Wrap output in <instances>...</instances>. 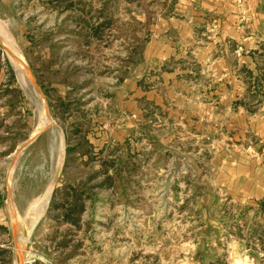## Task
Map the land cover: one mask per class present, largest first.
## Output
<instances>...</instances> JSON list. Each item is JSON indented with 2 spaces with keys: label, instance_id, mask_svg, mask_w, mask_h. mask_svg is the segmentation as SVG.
Listing matches in <instances>:
<instances>
[{
  "label": "rangeland",
  "instance_id": "374dc122",
  "mask_svg": "<svg viewBox=\"0 0 264 264\" xmlns=\"http://www.w3.org/2000/svg\"><path fill=\"white\" fill-rule=\"evenodd\" d=\"M172 1L0 0V264L15 221L25 264H264V49L262 85L230 56L169 78L144 51Z\"/></svg>",
  "mask_w": 264,
  "mask_h": 264
},
{
  "label": "crops",
  "instance_id": "0c3cea01",
  "mask_svg": "<svg viewBox=\"0 0 264 264\" xmlns=\"http://www.w3.org/2000/svg\"><path fill=\"white\" fill-rule=\"evenodd\" d=\"M168 11L156 10L145 42L144 53L152 69L171 74L170 78L178 76L175 69L164 67L170 60L188 58L200 64L216 58L217 63L227 65L230 56L237 77L247 68L253 80L256 77L262 85L260 76L264 74L256 72V56L264 49V0H243L240 4L235 0H173ZM253 92L264 93V87L258 86ZM250 175L243 180L244 197L264 199V182Z\"/></svg>",
  "mask_w": 264,
  "mask_h": 264
},
{
  "label": "trees",
  "instance_id": "16d2710c",
  "mask_svg": "<svg viewBox=\"0 0 264 264\" xmlns=\"http://www.w3.org/2000/svg\"><path fill=\"white\" fill-rule=\"evenodd\" d=\"M245 72L248 74V76L250 78H252L253 80V73L251 70L245 68ZM257 80V78L255 77L253 81ZM73 149V148H72ZM69 148H66V151L68 152ZM74 190V189H73ZM73 196V197H72ZM71 197L72 202L69 203V207L66 209L67 211L63 213L62 215V219L65 222H70L72 224H76L77 223V219L73 217V215H78L80 212H82L83 210V205L77 203V201L80 199V193H76L74 195H72ZM66 202L68 200H65ZM261 201H264V199H262ZM64 202L56 204V208H63ZM65 210V209H63ZM262 250H264V247L261 248ZM0 252H6L5 250H0Z\"/></svg>",
  "mask_w": 264,
  "mask_h": 264
},
{
  "label": "water",
  "instance_id": "95a60500",
  "mask_svg": "<svg viewBox=\"0 0 264 264\" xmlns=\"http://www.w3.org/2000/svg\"><path fill=\"white\" fill-rule=\"evenodd\" d=\"M25 69H26V72H27V75L29 77V79L31 80V82L36 86V88L38 89L39 91V87L37 86L34 78L31 76L30 72H29V69L27 68V66L25 65ZM46 127L42 128L40 131L34 133L29 139L27 142H30L31 140H33L34 138H36V136L41 133L43 130H45ZM26 142V143H27ZM21 230H20V226L18 224V222H14L12 224V235H13V239H14V242H15V246L17 248V257H18V264H25L26 261H24L23 259V256L21 254V251H22V247H21ZM18 236H19V239H18ZM250 254H252V256H254L256 258L257 261H259V257L256 253L254 252H250Z\"/></svg>",
  "mask_w": 264,
  "mask_h": 264
},
{
  "label": "bare ground",
  "instance_id": "6f19581e",
  "mask_svg": "<svg viewBox=\"0 0 264 264\" xmlns=\"http://www.w3.org/2000/svg\"><path fill=\"white\" fill-rule=\"evenodd\" d=\"M0 36H1V38L2 39H4V40H6L5 38H4V36H3V34H2V32L0 31ZM7 41V40H6ZM12 55H13V57L15 58V56H14V53H12ZM20 57V56H19ZM21 58V57H20ZM16 59V58H15ZM22 64H23V68H24V71H25V75H26V78L31 82V80L29 79V77H28V75H27V72H26V69H25V62L22 60ZM36 101L38 102V106L40 107V109H42V110H44L45 111V109H44V103L42 102V100H41V97H39V95L38 94H36ZM38 108V107H37ZM43 115V117H41V118H45V114L43 113L42 114ZM47 119V118H46ZM47 121H49V123H52V121L50 120V118L47 120ZM43 122H44V120H43ZM53 124V123H52ZM57 163V166L59 165V162H56ZM53 183V182H52ZM50 189H51V185H48V188L46 189V191L42 194V196L39 198V200H38V202H37V204H36V206L34 207V209H33V211H32V214H31V216H30V221H31V219H32V217L35 215V213H36V211L38 210V208L41 206V204H42V202H46L47 201V198H48V195H49V192H50ZM42 209H43V205L41 206V211H42ZM31 228V225L29 226V229ZM28 229V228H27ZM25 231V234L23 233V235H22V238H21V242L22 241H24L25 242V238H26V234H27V230L25 229L24 230ZM23 242V243H24Z\"/></svg>",
  "mask_w": 264,
  "mask_h": 264
},
{
  "label": "built area",
  "instance_id": "2783aa9c",
  "mask_svg": "<svg viewBox=\"0 0 264 264\" xmlns=\"http://www.w3.org/2000/svg\"><path fill=\"white\" fill-rule=\"evenodd\" d=\"M235 1H236V3H238V4H240V3L243 2V0H235Z\"/></svg>",
  "mask_w": 264,
  "mask_h": 264
}]
</instances>
